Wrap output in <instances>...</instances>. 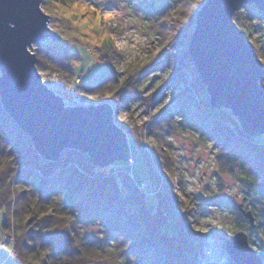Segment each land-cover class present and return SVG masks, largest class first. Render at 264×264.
<instances>
[{"label": "trees", "instance_id": "obj_1", "mask_svg": "<svg viewBox=\"0 0 264 264\" xmlns=\"http://www.w3.org/2000/svg\"><path fill=\"white\" fill-rule=\"evenodd\" d=\"M137 1L145 7L141 27L159 36L161 49L144 66L131 68L126 79L120 80V74L112 70L111 47V54L100 58L105 71L98 80L88 85L81 82L78 89L82 93L99 92L102 99L108 88L113 92L111 100L115 105L120 98H131L135 84L163 65L169 73L166 83L175 85L178 93L169 105L157 108L152 114L151 132L155 135L165 132L161 122L166 113L161 112L177 105L175 109L181 120L199 129L206 140L218 141L224 150L242 159L241 166L247 176L264 195V133L249 135L230 109L210 106L187 53L199 4L193 0ZM247 43L256 55L260 53L261 45L250 40ZM34 53L37 68H60L71 74L66 62L70 51L66 46L50 42L36 47ZM163 96L158 88L144 98L145 105ZM123 129L128 131L126 126ZM117 162L120 161L113 163ZM118 164L120 170L113 164L99 167L86 154L70 149H64L57 160L41 158L29 137L18 129L0 104V207L4 208L1 229H6L10 220L14 224L12 254L17 264H105L118 258L128 264H194L197 248L183 237L170 240L166 232L156 228L165 224L177 204L171 182L163 186L167 188L165 193L157 192L158 211L150 214L145 209L143 194L136 189L139 186L127 182L128 176L121 172L124 166ZM165 167L172 175V166ZM118 175L126 180L123 189L116 182ZM193 202L195 199L191 198L185 214H190ZM196 204L201 205L200 200ZM236 212L241 217L238 209ZM96 221L100 242L81 228V224ZM107 241L113 244L111 248L106 247Z\"/></svg>", "mask_w": 264, "mask_h": 264}, {"label": "rangeland", "instance_id": "obj_2", "mask_svg": "<svg viewBox=\"0 0 264 264\" xmlns=\"http://www.w3.org/2000/svg\"><path fill=\"white\" fill-rule=\"evenodd\" d=\"M205 1L193 0L196 5L199 4L198 10ZM144 8V3L137 0H41V9L48 15L47 25L58 39L47 38L33 43L30 51L34 53L36 47H44L50 42L66 46L70 51L66 62L71 70L69 75L60 68H37L42 83L61 98L64 106L110 104L114 124L119 128L126 126L128 130L122 127L129 158L133 161L131 165L128 161L112 163L114 168H122L118 167V163L124 166L122 174L128 176L125 177L129 184L140 187L136 189L143 194L145 209L150 214L158 211L160 196L157 192L161 191V195L165 193L167 188L163 186L171 182L177 204L167 216L165 224L156 225V228L166 232L170 240L172 237H183L193 248H197L194 264H233L224 251V240L238 230L247 234L250 246L264 264V195L257 191L253 180L247 176L241 166L242 159L224 150L218 141L211 138L206 140L200 135L199 129L181 120L178 109H175L177 105L167 112H161L166 113L161 122L165 132L161 131L159 135L151 132L152 114L157 108L169 105L178 93L175 85L166 83L169 77L166 67L160 65L149 72L146 78L135 84L131 98H120L115 105L111 100L113 92L108 88L102 99L98 97L99 92L82 93L78 89L81 82L88 85L98 80L105 71L100 58L111 54V47L114 57L111 61L112 70L120 74V80L126 79L131 68L144 66L161 49L159 36L141 27ZM232 20L246 42L250 40L261 45L260 53L255 55L264 67V14L254 5L248 4L238 8ZM263 79L259 80V86H263L264 91V81L260 83ZM158 88L164 94L163 99L156 97L146 106L144 98ZM181 88L182 84H179L178 89ZM149 155L153 156L160 170L151 167L153 164L149 162ZM167 164L172 166V175L168 174ZM124 181L118 175L116 182L121 189ZM191 198L196 203L200 200L201 205L197 206L193 202L188 215L185 212ZM238 205L253 214V228L249 227L243 215L239 217L236 212ZM163 210L166 214V210ZM3 216L4 208L0 207V234L3 231ZM13 225L10 220L8 226ZM81 228L96 242H100L97 221L81 224ZM112 245L111 241L106 242L107 248ZM128 261L132 262V259ZM0 264H17L15 256L1 245ZM105 264L128 262L118 258Z\"/></svg>", "mask_w": 264, "mask_h": 264}, {"label": "water", "instance_id": "obj_3", "mask_svg": "<svg viewBox=\"0 0 264 264\" xmlns=\"http://www.w3.org/2000/svg\"><path fill=\"white\" fill-rule=\"evenodd\" d=\"M248 4L264 14V0H206L196 13L186 50L210 106L230 109L246 133L258 135L264 133V91L259 86L264 67L232 20ZM47 22L41 0H0L2 109L45 160H57L70 149L99 167L127 161L126 135L114 124L109 103L64 106L42 83L30 46L58 39ZM237 208L253 228L251 211ZM224 251L233 264H263L242 230L224 240Z\"/></svg>", "mask_w": 264, "mask_h": 264}, {"label": "built area", "instance_id": "obj_4", "mask_svg": "<svg viewBox=\"0 0 264 264\" xmlns=\"http://www.w3.org/2000/svg\"><path fill=\"white\" fill-rule=\"evenodd\" d=\"M146 135V134H145ZM145 135H143V137H145ZM143 144V143H142ZM149 162L150 164H153L151 165V167L155 170H160L159 167H157L155 165V161L153 159V156H150L149 155ZM129 164L132 163V160L130 158H128L127 160ZM130 175V178L132 177L131 174ZM140 188V187H138ZM0 245L1 247H3L4 249H7L9 251V253H12V250H13V246H14V230H13V226H8L6 229H4L1 234H0Z\"/></svg>", "mask_w": 264, "mask_h": 264}, {"label": "snow or ice", "instance_id": "obj_5", "mask_svg": "<svg viewBox=\"0 0 264 264\" xmlns=\"http://www.w3.org/2000/svg\"><path fill=\"white\" fill-rule=\"evenodd\" d=\"M50 14V13H49Z\"/></svg>", "mask_w": 264, "mask_h": 264}]
</instances>
